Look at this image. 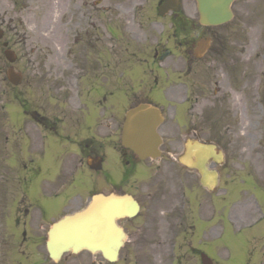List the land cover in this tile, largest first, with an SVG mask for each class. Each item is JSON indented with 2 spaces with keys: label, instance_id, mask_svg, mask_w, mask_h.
Masks as SVG:
<instances>
[{
  "label": "rangeland",
  "instance_id": "374dc122",
  "mask_svg": "<svg viewBox=\"0 0 264 264\" xmlns=\"http://www.w3.org/2000/svg\"><path fill=\"white\" fill-rule=\"evenodd\" d=\"M105 1L106 32L99 50L86 49L76 60L77 65L108 67L107 119L106 127H102L100 131V121L97 120L100 119L97 118L99 105L96 103L100 87L98 80L91 84L83 79L80 90L75 93L76 99L95 100V107L90 105V111L85 113L75 105L71 116L69 111L62 112L61 116L67 115L60 118L64 120L49 121L46 127L31 116L32 111L39 110L41 105H47V110L43 113L51 117L55 113L54 107L58 105L56 94L59 95V80L50 74V68L58 65L55 54L59 50L58 40L52 30V0H0V29L4 31V37L0 40V153L4 154L3 157L6 156L5 148L13 146L20 154L23 151L26 163L24 168L19 169L17 155L11 152L9 159L17 164L10 165V169L5 171L0 169V179L5 176L9 183V210L4 212L5 219L0 211V264H56L50 260L45 247L47 231L53 222L64 213L82 206L96 192H130L134 195V173L123 178V167L119 169L117 164L123 150L118 124L124 119L125 111L132 103L135 76L138 90L142 88V79L148 77L143 73L142 67L150 64L162 66L163 70L156 71L153 76L151 74V77L157 78L154 90L162 91L167 87L162 76L167 70L168 82L175 90L173 98L182 97L180 92L188 93L193 99L200 98L201 103L196 112L192 110L194 100L184 104L186 123H197L199 133L205 140L215 142L230 155L235 153L231 141L239 140L235 146L239 145L245 139L244 131L248 129L249 120L253 121L255 114L264 109V0H236L233 5L234 19L215 27L198 25L196 1L182 0L183 9L180 14L195 28L188 35L177 33L172 14L164 19L158 16L156 8L160 0ZM139 1L144 3L138 4ZM114 28L118 33L116 37L112 33ZM206 37L211 39L208 52L204 57L194 59L198 42ZM5 43H8V47ZM134 47L138 57L137 64L133 65ZM7 48L14 50L18 56L14 63H10L5 57ZM167 48L171 50V55L162 63H156L153 55ZM13 67L24 75L19 87L26 91V107L30 111L27 112L26 130L20 137V143L19 124L12 122L14 126L9 128L11 120L13 121L14 107L18 103L7 76L8 70ZM113 80L118 81L117 87L112 85ZM242 85H246L245 95L236 90V87L243 89ZM154 95L158 96L157 93ZM228 95L233 98L232 102L237 97L245 98L249 103L250 117H242L240 123L239 115L230 118L227 111L231 102L225 100ZM257 100L261 102V106H257ZM175 110L176 106L171 105L172 121H175ZM88 111L93 116H88L86 120ZM258 121V128L264 131V115L261 114ZM7 129L11 130L9 135L6 133ZM172 129L173 126L170 136L173 135ZM233 130L238 138H232L233 133L228 132ZM88 137L93 139L88 145L96 146L94 151L97 150L96 153L103 157L101 171L89 169L86 164L87 153L79 152L77 141ZM100 142L104 145H100ZM3 157L0 158V164L5 166L3 161L6 164L8 162ZM80 158L82 162H79ZM164 160L165 158L160 160V163ZM259 162L260 171L252 170L257 177L252 175L250 183L247 181L242 186L243 191L241 190L239 197L236 196L237 191L230 195L229 189L239 191L243 175L249 168L243 173L236 170L230 178L226 177L228 180L225 177L222 179L218 189L217 219L213 218L215 223L211 218V205L206 203L199 192L197 202H193V208L190 207L185 214L178 208L172 212L171 226H176L175 231L180 232L178 229L183 226L184 218L187 219L186 225H190L189 228L194 223L200 224L196 214L199 208L195 207L201 202V222L208 226L214 224L212 227L215 234L208 243V249L211 247L213 251L220 252L219 257L213 254L214 258L219 259L214 261L215 264H234L232 254L230 257L234 249L239 250L236 264H243L246 251L240 247L243 245V232L246 231L237 234L239 229L236 225L249 226L256 222L259 225L250 231H264V149L260 153ZM167 179V173H161L156 187L164 186L165 183L169 185ZM121 185L123 187L119 188ZM4 193L5 190L1 189V194ZM171 194V189L168 191L166 187L155 193L156 213L169 202L167 198L172 200ZM188 203L190 204L189 201ZM147 213V210H143L142 217ZM193 216L195 221L191 223ZM121 223L128 233V241L116 264H134V218L124 219ZM177 236L176 242H190L184 236ZM199 240L200 236H197L196 242ZM253 241L257 244L253 243L251 247H262L264 233L257 241ZM142 250L138 249L137 252ZM187 257H190L188 253ZM91 258L92 255L86 251L78 255L65 254L59 264H89ZM148 263L150 262L147 261ZM261 264H264L263 256Z\"/></svg>",
  "mask_w": 264,
  "mask_h": 264
},
{
  "label": "flooded vegetation",
  "instance_id": "af4514ba",
  "mask_svg": "<svg viewBox=\"0 0 264 264\" xmlns=\"http://www.w3.org/2000/svg\"><path fill=\"white\" fill-rule=\"evenodd\" d=\"M144 3L139 1L138 4ZM125 9V8H124ZM126 10V9H125ZM107 5L105 0H52V30L58 40L59 50L55 54V59L58 65L50 68V73L57 78V90H66L67 101L70 106L76 103L75 93L78 92L79 83L83 78L94 84L95 81L100 82V89L102 96L98 98L99 105V116L101 121H105L107 112V96H106V66H88V65H77L76 60L83 53L81 47L84 45L91 47L94 50H99V44L102 42L103 34L106 32V15ZM134 37H136L133 31ZM59 41L61 43H59ZM88 44V45H87ZM81 45L79 48L78 46ZM137 51L134 50V57L137 56ZM156 56V55H155ZM147 69L152 74L154 73V66H148ZM157 69H160L157 67ZM87 74H93L88 76ZM97 74V76H96ZM167 78H165L166 80ZM246 85L241 87H236V90L241 94L245 95ZM78 87V88H77ZM77 88V89H76ZM175 92L171 86L162 89L158 92L156 97L155 92L151 89L142 90L138 92L134 88V99L132 106H136L140 103H151L160 108L161 113L164 117L163 122L160 124L158 130L163 136V144L161 146L163 156L165 158L164 162L154 163L148 160L149 164L154 167V172L157 174L167 173L169 186H165L168 191L169 188L172 191L171 199L167 198L169 202L162 210L154 211L155 204V193L160 191L161 185L156 187L157 181L154 178H150L149 168L146 167L145 162L139 160V158L134 154L126 151L123 158V163L128 167V172L134 169V196L140 204V212L134 217V260H145L149 261L148 264H173L175 260H178V264H201V259L203 255V249L200 247L193 246L192 243L181 244V256L178 258H164V252H168L171 249V213L175 208L176 200L179 202V206L185 211L187 205L186 203L190 201L187 198V189L191 191L190 196L196 199L197 195L192 191L194 180L200 182V174L197 169L191 168L188 164L181 161L182 157H186L188 151L187 142L189 139L194 140L200 137L199 125L197 123H183L180 119L171 122L170 120V106L172 101L185 103L194 100L193 110L197 109V106L201 103V99L190 98L188 93L180 92L182 97L173 98L172 93ZM26 91L24 88L18 89V94L15 97L18 103L15 105L13 110V116L19 119V143L20 137L24 135L26 130ZM225 97V100L229 103L230 109L227 114L232 117L240 116L239 123L242 121V117H250V109L248 101L241 97L232 102L231 98ZM228 98V99H227ZM233 99V98H232ZM236 104V105H234ZM260 106V102L257 103ZM261 112V111H260ZM35 119L42 120V114L35 110L32 114ZM255 119L253 121L249 120L248 129L244 131L245 139L239 140L233 139L231 141L232 148L234 147L235 153L229 154L225 153L227 159L223 163H218L215 158L209 159V166L212 169H217L219 171L220 178L231 177L236 170H244L247 165L259 166L260 153L264 145H262V137L264 131L257 129L259 122L258 118H261V114H255ZM246 124V123H245ZM171 126H173L174 137L177 138L175 144L167 141L166 138L170 139ZM252 128V129H251ZM233 133L232 138H238L235 130L228 131ZM24 137V136H23ZM8 138V137H7ZM84 146L86 142L84 141ZM82 143V144H83ZM81 144V145H82ZM180 151L177 154V151ZM174 154L178 155L174 158ZM1 155L0 158L3 157ZM3 158L6 159L4 156ZM174 158L175 161H172ZM195 160V156L192 155ZM25 159L20 158L19 164H24ZM147 162V163H148ZM178 164V166H177ZM1 165V164H0ZM7 167H9L6 164ZM2 167H4L2 165ZM218 167H220L218 169ZM226 180H228L226 178ZM225 180V181H226ZM2 182V188L5 193L2 194L0 202L4 204L5 199L7 200L8 189L7 184L4 180ZM227 182V181H226ZM179 192V194H178ZM215 193L217 197V191L211 192ZM1 194V191H0ZM146 199V202L144 201ZM143 210H147L148 213L145 217H142ZM205 234H208L206 239L212 238L213 231L204 230ZM194 234V232H192ZM184 238H187L185 236ZM192 236L189 237V240ZM190 246L191 257H187L185 252V247ZM209 245H207V248ZM138 249H148L149 253L144 254L139 258ZM210 251L214 252L210 247ZM239 250L234 249L235 257L238 256ZM169 255V252L167 253ZM252 254V253H251ZM238 259V257L236 258ZM250 260V259H249ZM103 261L100 260L99 264ZM258 262V259H256ZM93 264H95L93 262ZM250 264V263H249Z\"/></svg>",
  "mask_w": 264,
  "mask_h": 264
},
{
  "label": "water",
  "instance_id": "95a60500",
  "mask_svg": "<svg viewBox=\"0 0 264 264\" xmlns=\"http://www.w3.org/2000/svg\"><path fill=\"white\" fill-rule=\"evenodd\" d=\"M200 12V22L206 25L221 24L233 16L231 3L233 0H197ZM177 0L167 1L160 13L165 14L170 6L179 10ZM179 4V3H178ZM2 33H0V37ZM12 52L7 57L13 61ZM20 82V77L14 79ZM157 122L156 110L149 105L130 110L124 124L122 143L133 149L142 159L147 156L156 157L157 144L160 140L155 131ZM92 168L100 169L101 163H90ZM216 178L212 183L214 184ZM203 184H206L203 180ZM134 199L132 196L98 194L93 196L89 206L73 215L65 216L55 223L48 233L47 249L54 260H59L65 251L78 252L87 249L92 252L100 251L103 255L115 260L124 244V230L118 226L117 219L134 215Z\"/></svg>",
  "mask_w": 264,
  "mask_h": 264
}]
</instances>
